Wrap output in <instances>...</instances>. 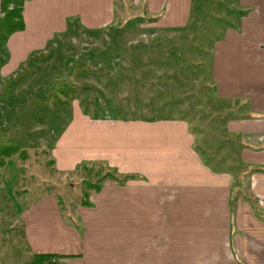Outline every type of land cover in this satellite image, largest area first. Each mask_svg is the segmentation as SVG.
<instances>
[{"label": "crops", "instance_id": "0c3cea01", "mask_svg": "<svg viewBox=\"0 0 264 264\" xmlns=\"http://www.w3.org/2000/svg\"><path fill=\"white\" fill-rule=\"evenodd\" d=\"M134 1L145 4L143 13L160 28L179 30L189 21L192 0ZM113 3H11L22 9L23 28L4 42L0 88L36 54L47 53L29 67L27 81L38 70L39 76L45 74L41 65L49 66L46 59L52 53L58 57L56 47L75 26L90 41L111 29ZM236 3L237 20L229 22L213 44L210 75L218 101L234 112L225 128L241 137L238 156L249 167L247 172L242 167L235 176L231 168L216 169L204 159L184 118L94 117L79 99L73 100L64 107L70 118L48 152L53 170L71 174L78 164L94 161L131 177L122 184L105 178L100 188L89 192L88 201L74 210L81 229H71L76 239L59 238L60 227L45 224L50 219L43 198L24 208L19 219L30 252L61 255L55 258L60 264H264V0ZM27 81L8 98L17 97ZM15 173L11 159H6L0 167V194H11ZM243 175L245 187L238 180ZM58 206L57 201L48 203L60 217Z\"/></svg>", "mask_w": 264, "mask_h": 264}, {"label": "rangeland", "instance_id": "374dc122", "mask_svg": "<svg viewBox=\"0 0 264 264\" xmlns=\"http://www.w3.org/2000/svg\"><path fill=\"white\" fill-rule=\"evenodd\" d=\"M113 2L116 13L108 26L111 29L100 31L90 41L75 26V32L56 47L58 57L52 53L53 58L46 59L49 66L41 65L45 74L39 76L38 70L17 97L8 98L5 107V101L0 102V141H21V148L12 155L5 157L0 152L4 163L11 159L18 177L10 179L12 186L16 183L10 195L0 194V264H28L37 254L26 246L19 213L40 198L50 219L45 224L60 227L59 238H73L71 229L81 230L74 210L85 199L84 192L94 191L87 183L95 185L105 170L95 166L71 174L56 173L48 154L53 137L70 118L64 107L73 100L79 99V105L94 117L184 118L195 135L197 150L216 169L231 168L235 176L249 169L238 156L241 137L227 133L225 128L234 112L218 101L210 75L213 44L229 22L238 18L233 13L240 9L236 0H192L189 21L179 30L155 25L143 13L145 4L140 1ZM1 45L0 55L5 51ZM56 77L68 78L71 86L64 85V89L72 92L59 94L60 101L48 100L49 89L63 81L56 82ZM32 129L34 132L29 133ZM242 179L238 180L245 187L244 175ZM54 201L60 217L48 209V203ZM55 261L52 258L44 264H60Z\"/></svg>", "mask_w": 264, "mask_h": 264}, {"label": "trees", "instance_id": "16d2710c", "mask_svg": "<svg viewBox=\"0 0 264 264\" xmlns=\"http://www.w3.org/2000/svg\"><path fill=\"white\" fill-rule=\"evenodd\" d=\"M14 1H19V0H0V10L3 13L2 16H0V52H3L2 49V43L4 45L5 40L7 39L8 35L12 33L15 30H19L23 28V20H22V9L21 7H10V4L13 3ZM152 19V18H151ZM6 52L4 51L3 55H5ZM43 56L42 53L36 54L33 57L29 59L27 62V66L24 67L23 69L17 71L13 76H10L7 78L3 83L1 87V92H0V102H4L6 98L9 96H12L16 89L25 83L30 76V69L29 67L33 65L34 63L38 62L39 59ZM69 76L71 74H68ZM58 79H61L63 81H59L60 83L56 85L54 88L49 89L50 92V97L49 99L56 98L58 101L59 99V94H64V95H69L72 90L71 89H64V85L66 86H71L70 80L68 78H58L56 77V82H58ZM63 87V88H62ZM73 87V85H72ZM1 131V130H0ZM3 135V134H2ZM21 148V144L18 141L15 140H6L4 142L0 141V152L2 151L4 154L3 156L8 157V155H12L15 150ZM4 164V159H0V167ZM95 166H98L99 168L104 169V173L101 174V180L97 182L95 185H92L87 183L89 187H92L94 190H97L101 186V182L105 178H113L117 180L119 183H124L130 175H121L119 172H117L114 169H109L108 166L104 163L101 162H82L76 166V169L79 170L81 168L84 169H91L94 168ZM255 169H260V168H255ZM261 170V169H260ZM85 199L83 202H86V198L89 195V192H84L83 193ZM61 255L55 254V253H37L33 254L32 259L28 264H44L45 262L50 263L51 259L59 257Z\"/></svg>", "mask_w": 264, "mask_h": 264}]
</instances>
